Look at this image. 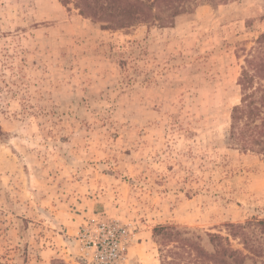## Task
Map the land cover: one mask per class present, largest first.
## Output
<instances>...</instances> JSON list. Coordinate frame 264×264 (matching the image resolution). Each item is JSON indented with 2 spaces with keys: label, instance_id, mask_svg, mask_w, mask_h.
Instances as JSON below:
<instances>
[{
  "label": "rangeland",
  "instance_id": "1",
  "mask_svg": "<svg viewBox=\"0 0 264 264\" xmlns=\"http://www.w3.org/2000/svg\"><path fill=\"white\" fill-rule=\"evenodd\" d=\"M263 34L264 0L119 31L74 0H0V264H86L80 233L102 222L130 241L120 264H162L158 227L213 252L207 234L264 220V155L228 140Z\"/></svg>",
  "mask_w": 264,
  "mask_h": 264
},
{
  "label": "trees",
  "instance_id": "2",
  "mask_svg": "<svg viewBox=\"0 0 264 264\" xmlns=\"http://www.w3.org/2000/svg\"><path fill=\"white\" fill-rule=\"evenodd\" d=\"M74 1L82 16L101 24L103 30L119 31L139 24L170 27L178 16L190 11L200 0ZM244 63L238 81L241 104L232 111L228 140L243 152L264 155V34L248 51ZM2 135L0 128V137ZM225 232V237L207 234L213 252L200 244L201 239L194 232L177 227H158L154 238L160 245L162 264H246L250 257L264 258V220L228 224ZM232 240H238L243 251L235 250Z\"/></svg>",
  "mask_w": 264,
  "mask_h": 264
},
{
  "label": "built area",
  "instance_id": "3",
  "mask_svg": "<svg viewBox=\"0 0 264 264\" xmlns=\"http://www.w3.org/2000/svg\"><path fill=\"white\" fill-rule=\"evenodd\" d=\"M83 249L91 258L86 264H120L130 246L126 232L115 224L92 223L80 233Z\"/></svg>",
  "mask_w": 264,
  "mask_h": 264
},
{
  "label": "crops",
  "instance_id": "4",
  "mask_svg": "<svg viewBox=\"0 0 264 264\" xmlns=\"http://www.w3.org/2000/svg\"><path fill=\"white\" fill-rule=\"evenodd\" d=\"M73 224L71 225L72 226V229L74 231H71L69 230V227H68V230L67 232H65V234L63 236H60L61 238V246H63V251L65 250V248L67 247V237L68 236H71L70 234H75V235H78V231L80 230V227H81V224L78 223V221L76 223L72 222ZM68 240H70V238H68ZM66 251V250H65ZM47 256H49L51 258V256L54 255V253L52 251H48L47 253Z\"/></svg>",
  "mask_w": 264,
  "mask_h": 264
}]
</instances>
